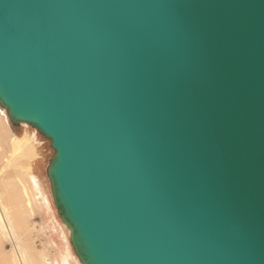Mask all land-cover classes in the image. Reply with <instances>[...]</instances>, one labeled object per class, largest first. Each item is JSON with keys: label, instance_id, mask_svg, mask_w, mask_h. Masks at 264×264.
<instances>
[{"label": "water", "instance_id": "water-1", "mask_svg": "<svg viewBox=\"0 0 264 264\" xmlns=\"http://www.w3.org/2000/svg\"><path fill=\"white\" fill-rule=\"evenodd\" d=\"M0 106L83 264H264V0H0Z\"/></svg>", "mask_w": 264, "mask_h": 264}, {"label": "bare ground", "instance_id": "bare-ground-1", "mask_svg": "<svg viewBox=\"0 0 264 264\" xmlns=\"http://www.w3.org/2000/svg\"><path fill=\"white\" fill-rule=\"evenodd\" d=\"M4 112L7 110H0V264H83L74 254L68 230L59 225L62 222L59 214L60 220L56 216L55 222L60 227V239L63 241L60 243L64 250L60 248L55 254L40 253L29 242L30 232L34 231L30 219L35 210H53L55 207L46 180L48 176L44 174L48 166L39 157L37 139L29 133L21 137L15 135L8 124L11 121L7 122L9 115L5 116ZM35 157L39 160L36 161ZM33 159L36 161L34 165ZM50 224L57 226L54 221ZM55 242L59 247L56 239ZM8 245L11 246L10 251H7Z\"/></svg>", "mask_w": 264, "mask_h": 264}, {"label": "rangeland", "instance_id": "rangeland-1", "mask_svg": "<svg viewBox=\"0 0 264 264\" xmlns=\"http://www.w3.org/2000/svg\"><path fill=\"white\" fill-rule=\"evenodd\" d=\"M1 109L3 111L5 110V108L0 106V110ZM4 113H5L4 114L5 116H8L7 112H4ZM8 119H10V118L7 117V120ZM7 122H10V120ZM8 124L11 125L15 135L21 137L24 135V133H29L30 135H33L35 137V139H37L36 143L38 145L36 144V146L38 147V150H39L38 151V154L40 155L39 157H41V159H43L44 162L46 161V164L49 168L50 159L53 158L54 153H55L54 150L51 148L50 140L45 138L35 128L31 127L28 124H20L19 126L13 125L12 122H10ZM38 158L35 157L34 159L37 161V160H39ZM34 159L32 160V165H34V162H36ZM44 174L47 177L48 176V170H46ZM46 180L48 181L47 183L50 185V188H51L49 178L47 177ZM51 191H52V189H51ZM52 207H54V205ZM52 209L53 210L46 209L44 211H43V209L41 210V208L36 209L35 215H33V217L30 219V224L34 226V231L30 232V241L29 242L33 243L36 250H38L40 253L51 252L52 254H55L56 250H60V248L62 247L60 241L61 242H63V241L61 240L62 238L60 235V227H58L59 225L63 226V228H66L68 230L69 239L71 238V230H70L69 226L66 225L63 221L62 222L60 221L61 223L59 225L56 224V222H55L56 216L58 217L59 220H60V217L58 216L57 209L55 207ZM49 216H52V217L54 216V217L49 218ZM52 221H54V224H56L57 226L51 225L50 223H52ZM48 224H50V225L48 226ZM58 238H59V240H58ZM55 239H56L57 243H59V247H57ZM62 248H61V250H64ZM72 248H73V245H72ZM10 250H11V246L8 245L7 251H10ZM74 254L77 257L75 251H74Z\"/></svg>", "mask_w": 264, "mask_h": 264}]
</instances>
